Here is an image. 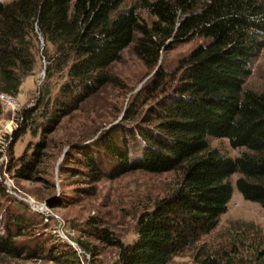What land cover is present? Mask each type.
I'll return each instance as SVG.
<instances>
[{
	"label": "trees",
	"instance_id": "obj_1",
	"mask_svg": "<svg viewBox=\"0 0 264 264\" xmlns=\"http://www.w3.org/2000/svg\"><path fill=\"white\" fill-rule=\"evenodd\" d=\"M119 5L120 0L0 1V92L14 95L34 72L42 38L46 60L36 106L21 111L26 126L14 134L16 141L30 126L42 137L17 157L14 176L38 178L46 164L47 134L104 86L119 85L110 66L123 49L133 43L135 54L152 67L168 49L173 27L174 41L197 30L201 42L170 71L158 68L114 124L72 141L59 168L91 184L136 170L176 174L171 191L137 214L132 242L106 227L90 232L117 248L114 264H169L184 252H191L192 264H264L263 229L253 221H230L217 233L224 240L216 247L212 239L202 241L227 209L233 173L240 174L235 184L243 198L264 209V91L243 86L264 46V1L152 0L144 4L156 18L150 25L134 7L118 11ZM55 78L59 82L53 83ZM208 136L227 137L232 147L247 150L226 156L210 146ZM67 162L73 165H63ZM90 189L93 194L95 186ZM11 198L0 179V254L20 258L27 245L16 237L28 229L30 210L15 201L12 206L21 211L6 212L4 202ZM43 244L27 257L45 254L55 262L64 257L80 264L67 243L48 254ZM248 253L253 255H241Z\"/></svg>",
	"mask_w": 264,
	"mask_h": 264
},
{
	"label": "rangeland",
	"instance_id": "obj_2",
	"mask_svg": "<svg viewBox=\"0 0 264 264\" xmlns=\"http://www.w3.org/2000/svg\"><path fill=\"white\" fill-rule=\"evenodd\" d=\"M0 1L8 3L12 0ZM150 1L152 0H120L118 11L134 7L140 21L150 25L156 19L144 6ZM175 28L173 27L172 35L165 41L169 45L168 49L164 48L160 52L159 69L167 68L170 71L178 64L180 58L201 42L197 30L190 31L185 40L174 41ZM43 46L44 43L40 39L34 72L22 79L14 95L10 94L21 103L20 108L16 111L0 108V179H4L7 190L12 196L10 200L4 202L6 212L21 211L20 208L12 206L15 201L24 203L30 210L25 212L30 218L28 229L22 230L23 234L16 237L20 243L27 245L26 252L20 258L0 254V264L72 263L70 259L66 260L64 257L55 262L45 254L41 257H27L28 253H34L28 251H35L41 242H44L46 254L52 249H59L65 242L76 251L80 264H114L117 248L90 236V232L95 228L106 227L112 232V236L124 243L132 242L136 238L137 214L157 198L171 191L176 183V174L172 171L150 173L136 170L117 178L103 177L91 184L83 176L66 171L65 167L60 170L59 166L65 160L66 147L72 141L81 136L95 135L98 130H102L112 121L120 119L131 95L140 89L146 80L154 76L159 63L152 67L146 66L135 54L133 43L123 49L120 59L110 66V72L120 81L119 85L104 86L84 101L71 115L61 119L53 132L47 134L49 147L44 160L45 167H42L38 173V178L25 180L14 176L12 166L16 164L17 157L25 151L29 152L42 135L39 132L33 134V128L30 126L16 141L14 134L26 126L22 121L21 111L24 108L34 107L37 103L46 64L42 54ZM250 69L244 88L264 91V46L252 61ZM57 81L59 82V78L53 79V83ZM207 139L211 147L217 148L226 156L235 157L247 150L243 146L232 147L227 137L208 136ZM72 163L67 162L63 165H73ZM77 167L83 168L79 165ZM47 170L50 174L45 173ZM239 176L240 174L236 172L228 178L232 186V194L227 209L220 214L217 228L202 237V241L212 239L210 243L215 247L224 240L217 233L224 232L228 223L233 220L253 221L262 227L264 233V209L259 203L243 198L235 184ZM93 185L95 192L88 194ZM77 240L85 242L89 250L81 249ZM68 241L74 245L72 246ZM262 250L264 251V247ZM241 251L245 253L249 250ZM241 255L251 257L253 254ZM169 264H192L191 252L173 257Z\"/></svg>",
	"mask_w": 264,
	"mask_h": 264
},
{
	"label": "built area",
	"instance_id": "obj_3",
	"mask_svg": "<svg viewBox=\"0 0 264 264\" xmlns=\"http://www.w3.org/2000/svg\"><path fill=\"white\" fill-rule=\"evenodd\" d=\"M20 106L21 103H18L10 94L0 92V107L2 109L16 111Z\"/></svg>",
	"mask_w": 264,
	"mask_h": 264
},
{
	"label": "water",
	"instance_id": "obj_4",
	"mask_svg": "<svg viewBox=\"0 0 264 264\" xmlns=\"http://www.w3.org/2000/svg\"><path fill=\"white\" fill-rule=\"evenodd\" d=\"M41 41L44 43L43 38L41 39ZM159 66H160V63L158 64L156 70L159 68ZM145 80H146V79H145ZM145 80H144V81H145ZM144 81H143V82H144ZM120 118H121V116H120ZM117 120H118V119H117ZM117 120H116V121H117ZM116 121L112 122L111 124H114ZM111 124H109L108 126H110ZM99 132H100V131H99ZM99 132H98V133H99ZM88 140L90 141L91 139H88ZM88 140L85 141V142H88ZM81 143H83V142H81ZM81 143H75V144H76V145H79V144H81ZM68 147H70V145H68ZM68 147H66V149H67ZM60 160H61V158L59 159V161H60ZM59 161H58V162H59ZM47 204H48V202H47ZM68 242H69V241H68ZM69 243H70L72 246L74 245V243H71V242H69Z\"/></svg>",
	"mask_w": 264,
	"mask_h": 264
}]
</instances>
